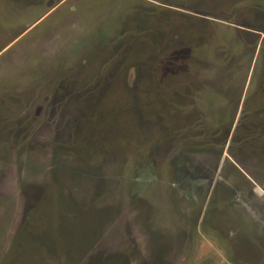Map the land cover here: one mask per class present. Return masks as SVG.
<instances>
[{"label": "rangeland", "instance_id": "rangeland-1", "mask_svg": "<svg viewBox=\"0 0 264 264\" xmlns=\"http://www.w3.org/2000/svg\"><path fill=\"white\" fill-rule=\"evenodd\" d=\"M264 0H0V264H264Z\"/></svg>", "mask_w": 264, "mask_h": 264}, {"label": "water", "instance_id": "water-1", "mask_svg": "<svg viewBox=\"0 0 264 264\" xmlns=\"http://www.w3.org/2000/svg\"><path fill=\"white\" fill-rule=\"evenodd\" d=\"M257 190L261 193H264V190L260 186H257Z\"/></svg>", "mask_w": 264, "mask_h": 264}]
</instances>
